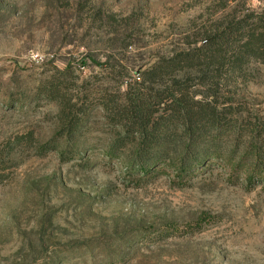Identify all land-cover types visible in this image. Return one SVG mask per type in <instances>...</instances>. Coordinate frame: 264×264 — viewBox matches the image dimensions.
I'll list each match as a JSON object with an SVG mask.
<instances>
[{"label":"rangeland","instance_id":"374dc122","mask_svg":"<svg viewBox=\"0 0 264 264\" xmlns=\"http://www.w3.org/2000/svg\"><path fill=\"white\" fill-rule=\"evenodd\" d=\"M261 13L264 0H0V264H264V187L233 175L244 125L264 127L263 63L179 73L241 134L226 143L237 158L184 186L169 166L132 168L137 136L108 156L124 129L106 110L160 58Z\"/></svg>","mask_w":264,"mask_h":264},{"label":"trees","instance_id":"16d2710c","mask_svg":"<svg viewBox=\"0 0 264 264\" xmlns=\"http://www.w3.org/2000/svg\"><path fill=\"white\" fill-rule=\"evenodd\" d=\"M253 59L264 64L263 13L250 14L231 23L209 36L199 47L160 58L143 71L140 81L129 84L124 92V105L115 100L106 103V110L111 113L114 125L124 129L111 146L108 156L120 158L118 151L121 147L132 141L133 135L137 136L138 157L132 168H137L146 176L152 174L149 167H162L163 170L169 166L181 183L180 186H184V180L189 176L204 170L202 166L205 160L222 162L227 157L237 158V148H241V144L236 140L227 148L226 143L233 141L235 134H241L236 130V125L232 127L226 121V108L220 109L210 101L196 98L180 79L179 73L193 69L206 72L205 69L211 66L242 70ZM155 85L161 89L153 92ZM51 92H56V89ZM53 96L56 95L53 93ZM113 113L117 118L113 117ZM80 124V116L71 119L70 133L78 131ZM244 126V130L252 133L248 135L249 149L244 152L246 160L242 156L233 167V175L242 177L246 188L250 190L259 184L264 187V150L259 142V132L264 127ZM21 139L34 140L32 135ZM203 142L210 144L204 154L202 149L197 150L203 146ZM222 144L227 149L223 150ZM46 147L41 146V152L46 151ZM172 147L180 149L173 150ZM69 152V149L61 151L63 160L74 157V153ZM11 153L12 149L7 152L9 156ZM173 153L176 155L173 156Z\"/></svg>","mask_w":264,"mask_h":264}]
</instances>
